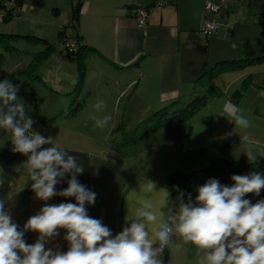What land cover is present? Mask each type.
I'll return each instance as SVG.
<instances>
[{
    "label": "crops",
    "instance_id": "crops-1",
    "mask_svg": "<svg viewBox=\"0 0 264 264\" xmlns=\"http://www.w3.org/2000/svg\"><path fill=\"white\" fill-rule=\"evenodd\" d=\"M154 1L79 0V17L72 34L92 50L84 56V81L78 92L74 90L76 64L69 57L68 69L55 61L46 68L45 75L39 74L34 81L15 75V68L0 69V82L8 79L17 86L18 100L25 104L26 115L34 121L32 130L52 137L53 145L76 155L78 162L84 164L85 170L77 179L96 193L95 203L86 204L88 215L100 219L113 236L128 226L125 217L134 213L137 206L150 202L153 210L159 208L165 189L175 200L178 194H172L167 182L172 173H189L207 166L214 158L248 160L249 146L240 140L243 135L255 141L251 150L256 159L264 156V96L260 95L264 92V64L230 67L200 78L221 61L264 57V0H226L225 11L206 16L220 24L210 35L201 31L205 0H166L159 8ZM31 3L30 11L31 4L20 0L18 12L2 23L0 33L42 39L43 42H36L22 38L17 44L40 47L37 52L49 46L50 55L60 40L58 29L68 22V16L73 22L75 1L69 0L65 12L54 4L49 20L36 9L43 0ZM133 6L148 10L143 27H138L130 12ZM25 52L27 57L34 54ZM240 83L242 89L237 90L240 96L236 97L235 88ZM208 89L211 92L207 103L188 120L171 122L132 140L143 130L141 123L153 113L171 104L180 109L208 93ZM41 97L46 98L40 103ZM229 100L243 109L250 122L248 129H240L219 115ZM98 101L104 102L100 109L95 108ZM42 112L45 115L37 117ZM105 116L111 117L106 126L95 127L96 118ZM65 121H76L78 130L72 135L64 134ZM118 121L125 132L116 145L93 141L86 134V130L111 129ZM54 130L60 131L58 137ZM4 136L0 130V198H6L13 186L26 182L22 165L27 156L14 153L11 140L3 139ZM70 178L67 174L56 190L66 189ZM149 181L155 184L152 191L147 189ZM245 198L254 204L264 195L248 194ZM62 202L76 203L72 197L36 199L29 181L5 203V208L10 209L13 222L23 230L27 220L46 203ZM58 231L59 235L45 247L66 252V230ZM38 236L37 232L27 231L24 239L34 244ZM201 255L178 236L158 254L163 264H200Z\"/></svg>",
    "mask_w": 264,
    "mask_h": 264
},
{
    "label": "clouds",
    "instance_id": "clouds-1",
    "mask_svg": "<svg viewBox=\"0 0 264 264\" xmlns=\"http://www.w3.org/2000/svg\"><path fill=\"white\" fill-rule=\"evenodd\" d=\"M18 88L8 79L0 82V130L11 140L12 151L27 156L23 170L26 182L13 186L6 198H0V264H163L158 254L168 247L174 236L191 244L200 257V264H264V199L252 203L247 194L259 195L264 189V173L250 172L232 175L231 186L209 179L196 189L197 195L179 190L173 200L165 189V198L153 210L150 202L135 208L125 217L128 226L113 236L100 219L88 215L86 204H94L96 193L81 184L77 176L84 164L76 155L53 145L52 137L32 130L34 121L26 115L25 104L18 100ZM260 95L264 96V92ZM103 101L95 104L96 109ZM219 115L236 127L248 129L249 120L243 109L230 100L224 103ZM110 116L96 118L95 127L106 126ZM249 146L246 153L254 162L251 150L255 143L250 136L240 137ZM49 145L48 147H43ZM70 174L68 187L61 191L56 185ZM31 182L35 198L48 201L52 197H72L76 203L45 204L31 216L23 230L12 220L5 203ZM148 191L155 189L151 181ZM171 201V204L169 203ZM66 230V252L54 251L45 245ZM39 233L34 244H28L25 232Z\"/></svg>",
    "mask_w": 264,
    "mask_h": 264
},
{
    "label": "trees",
    "instance_id": "trees-1",
    "mask_svg": "<svg viewBox=\"0 0 264 264\" xmlns=\"http://www.w3.org/2000/svg\"><path fill=\"white\" fill-rule=\"evenodd\" d=\"M19 6L20 0H14L13 6L11 8H4L0 2V16H2V22L0 23V25L3 22H7L8 20H10V18L18 12ZM79 11L80 2L78 0V2L72 7L73 25L77 23ZM22 38H33L36 42H43L42 39H37L33 36H19L0 33V48L5 51H14L18 49L16 47L18 39ZM78 44L79 46L76 54H67V56L72 59L76 64V80L74 86V90L76 92L80 91L84 81V56L87 51L92 50L91 48L89 49L84 46L82 41H80L79 39ZM50 50L51 47L48 46L43 51L34 53L36 54L34 57L36 59L32 60L31 58L29 62L27 61L26 63L28 67L23 70L16 68L14 74L22 79H28L31 81L38 79L39 75L35 74L34 71L37 69L36 67L38 66V64H40V62H42L48 56ZM0 56H3V54H0ZM257 64H264V57L244 59L240 61H221L216 63L210 69H208L200 78L205 77L207 75L210 76L212 74H217L220 71L230 69V67L245 68L246 66H254ZM0 69H4V67ZM207 91L208 93H205L201 96L192 99L180 109H174L173 104H171L156 111L147 120L141 123L143 130L139 135L133 136L132 134V140L145 136L151 133L152 131L162 126H165L171 122H184L188 120L197 110H199L203 105H205V103H207L211 89H208ZM236 95L239 97L240 93L236 91L234 96ZM258 170L264 171V156L255 159V161L251 163L241 160L214 158L209 162L207 166L203 168L191 171L189 173H172L168 177L167 182L172 194H178V192L176 191V189L178 188L185 194V200H187V194L189 193H191L192 198L195 199V196L197 195L196 189L206 183L209 179L215 178L222 185L231 186L233 183V181L231 180L232 175H246L253 171L258 172ZM28 190L29 189H26V192H28ZM259 195H264V189L261 190Z\"/></svg>",
    "mask_w": 264,
    "mask_h": 264
},
{
    "label": "rangeland",
    "instance_id": "rangeland-1",
    "mask_svg": "<svg viewBox=\"0 0 264 264\" xmlns=\"http://www.w3.org/2000/svg\"><path fill=\"white\" fill-rule=\"evenodd\" d=\"M24 1L28 6L31 4V6H29V9H28L31 11L33 9V5L31 3V1H34V0H24ZM74 1H75V4L78 2V0H74ZM56 3L60 6L61 12H65L67 7H68L69 0H43V5L37 6L38 8H36V9L40 10L41 14L46 19L49 20L50 19L49 15H51L50 12L52 11V6ZM71 18L73 19L72 16H71ZM66 19L68 20V22L65 21L63 27L58 29V30H60L59 32H61L63 30L70 31V33L72 34L73 33V22L69 21L70 20L69 16ZM2 25L3 24L0 25L1 28H3ZM58 30L56 29L55 32L57 33ZM62 41H63V38H62V34H61L59 42L56 44L53 43V44H55L54 45L55 46L54 51H52V53L50 55H48V57H46V59H44L42 62H40V64H38V66L36 67L37 69L34 71L35 74L45 75V72L47 73L46 68H50L51 63H54L55 61H57V64L59 66H62V67L66 66L65 69H68V64H66V63H69L70 60L68 59L67 53L62 48ZM16 47L18 49L14 50V51H5V50L0 48V54L1 55L3 54V56H0V68L4 67V70H6V71L11 70L12 68H15V69L18 68V69L23 70V69L28 67L27 63H26L28 61V58H32V60L36 59V58H34L36 54H33L34 56L29 55L30 57H27L26 56L27 54L25 51H30V52L35 53V52H37V50L40 49V47H37L34 49L32 47V45H28V44H26V45L25 44H17ZM71 67H74V66H71ZM73 78H75V76ZM215 83H216V80H215ZM209 84H211V81L209 82ZM237 86H238L237 87L238 89L235 88L236 85L234 86L236 91L242 89L240 87L241 83L238 84ZM209 87H210V85H209ZM21 89H23V87ZM242 92L245 93L246 91L243 90ZM37 93H38V91L36 92V95L39 96ZM247 95H248L247 93L244 94V96H247ZM23 96L24 95L22 94V97ZM43 98H46V97H41L38 99V101L41 103V101L45 100ZM25 100H27V99H25ZM43 115H45V114L42 112V114H38L37 117L43 116ZM55 116L56 115H54V117ZM76 127H77L76 121H72V122L65 121L64 122V129H63L64 134H70V135L74 134V132H76L78 130ZM123 130L124 129H123L120 121H118L117 124H114V126L111 129H108V130L92 129L90 131L86 130V132H87L86 134H88V136H90V138L93 141L97 140L100 143L102 142V144L104 142L106 143V141H108L109 144H115L116 145L119 143V141L123 137V134L125 132ZM81 132L83 133V131H81ZM59 133H60V131L54 130V136L58 137ZM63 136H61V137H63ZM88 136H86V137H88ZM70 137H72V136H70ZM246 162H249V160H246ZM258 172H261V170H258ZM261 173H264V172H261Z\"/></svg>",
    "mask_w": 264,
    "mask_h": 264
},
{
    "label": "built area",
    "instance_id": "built-area-1",
    "mask_svg": "<svg viewBox=\"0 0 264 264\" xmlns=\"http://www.w3.org/2000/svg\"><path fill=\"white\" fill-rule=\"evenodd\" d=\"M4 8H11L13 6L14 0H0ZM166 4V0H155V7H162ZM227 8L226 0H205L203 7V23L201 26V31L210 35L216 31L220 25L217 21L212 19H207L206 16L209 14H219ZM131 14L136 20L138 27H143L146 23V17L148 15V10L145 7L133 6L130 10ZM2 22V16H0V23ZM62 34V48L67 54H76L78 51V39L76 36L70 33V31L63 30Z\"/></svg>",
    "mask_w": 264,
    "mask_h": 264
}]
</instances>
